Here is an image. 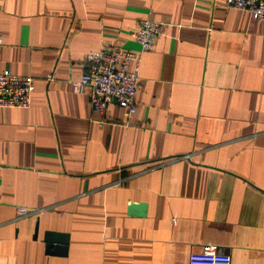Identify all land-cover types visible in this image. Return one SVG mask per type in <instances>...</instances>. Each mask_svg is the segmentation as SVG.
<instances>
[{
	"label": "crops",
	"instance_id": "crops-1",
	"mask_svg": "<svg viewBox=\"0 0 264 264\" xmlns=\"http://www.w3.org/2000/svg\"><path fill=\"white\" fill-rule=\"evenodd\" d=\"M1 3L0 72L34 91L0 109V264H187L205 244L264 264V22L222 0ZM142 20L160 34L134 113L92 111L70 83L89 53L138 52Z\"/></svg>",
	"mask_w": 264,
	"mask_h": 264
},
{
	"label": "built area",
	"instance_id": "built-area-1",
	"mask_svg": "<svg viewBox=\"0 0 264 264\" xmlns=\"http://www.w3.org/2000/svg\"><path fill=\"white\" fill-rule=\"evenodd\" d=\"M228 9L247 13L255 22H264V0H222ZM3 6L0 0V15ZM160 24L142 20L131 33L138 45V52H129L118 46L103 47L85 57V73L77 81H72L71 89L80 95L88 89L89 105L92 111L103 113L113 104L126 111L128 116L134 113L135 93L138 88V65L142 53L152 49L159 36ZM3 38L0 31V53ZM133 64L129 69L128 65ZM50 79V78H49ZM34 91L30 76H16L9 71L0 72V109H29L31 94ZM20 218L28 216V211L17 209ZM187 264H230L227 255L217 252L216 247L205 244L199 251L188 256Z\"/></svg>",
	"mask_w": 264,
	"mask_h": 264
},
{
	"label": "water",
	"instance_id": "water-1",
	"mask_svg": "<svg viewBox=\"0 0 264 264\" xmlns=\"http://www.w3.org/2000/svg\"><path fill=\"white\" fill-rule=\"evenodd\" d=\"M44 241L47 244L48 250L54 248L55 245L59 246L55 248H60L61 250H65L68 239L65 235H59V234L47 232L45 233Z\"/></svg>",
	"mask_w": 264,
	"mask_h": 264
}]
</instances>
